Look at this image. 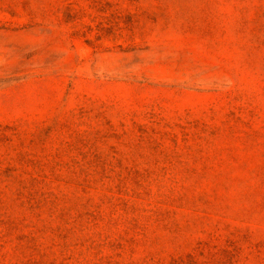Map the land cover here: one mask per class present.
<instances>
[{"label":"rangeland","instance_id":"obj_1","mask_svg":"<svg viewBox=\"0 0 264 264\" xmlns=\"http://www.w3.org/2000/svg\"><path fill=\"white\" fill-rule=\"evenodd\" d=\"M0 264H264V0H0Z\"/></svg>","mask_w":264,"mask_h":264}]
</instances>
